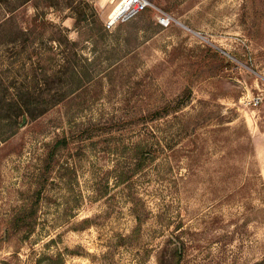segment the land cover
I'll return each instance as SVG.
<instances>
[{"label":"rangeland","instance_id":"obj_1","mask_svg":"<svg viewBox=\"0 0 264 264\" xmlns=\"http://www.w3.org/2000/svg\"><path fill=\"white\" fill-rule=\"evenodd\" d=\"M124 1L0 0V264H264V0Z\"/></svg>","mask_w":264,"mask_h":264},{"label":"built area","instance_id":"obj_2","mask_svg":"<svg viewBox=\"0 0 264 264\" xmlns=\"http://www.w3.org/2000/svg\"><path fill=\"white\" fill-rule=\"evenodd\" d=\"M152 5L149 0H125L123 3V7L121 10V16L119 18L122 19L118 24L125 23L134 17L144 13L148 8ZM108 28L114 27L110 21H105ZM159 22L163 26H169L172 22L171 18L166 14L160 15ZM117 24V25H118Z\"/></svg>","mask_w":264,"mask_h":264},{"label":"bare ground","instance_id":"obj_3","mask_svg":"<svg viewBox=\"0 0 264 264\" xmlns=\"http://www.w3.org/2000/svg\"><path fill=\"white\" fill-rule=\"evenodd\" d=\"M125 2V1H124ZM123 2V3H124ZM123 3L122 5L119 7V9L116 11V13L111 17V19L109 20L112 24H116L118 21H121L122 19L119 20L120 18V14H121V10L123 7Z\"/></svg>","mask_w":264,"mask_h":264},{"label":"trees","instance_id":"obj_4","mask_svg":"<svg viewBox=\"0 0 264 264\" xmlns=\"http://www.w3.org/2000/svg\"><path fill=\"white\" fill-rule=\"evenodd\" d=\"M173 252H174V249H170V248H166L165 249V254L164 256L167 258V254H170L171 255V261H172V255H173ZM176 253L174 254V256L177 257V251H175Z\"/></svg>","mask_w":264,"mask_h":264}]
</instances>
